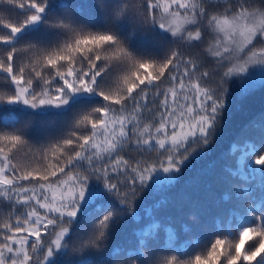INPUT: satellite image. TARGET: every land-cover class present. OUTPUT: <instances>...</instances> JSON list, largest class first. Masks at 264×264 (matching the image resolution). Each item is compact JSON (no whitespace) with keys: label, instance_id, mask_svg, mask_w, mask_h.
<instances>
[{"label":"snow or ice","instance_id":"6c2138e0","mask_svg":"<svg viewBox=\"0 0 264 264\" xmlns=\"http://www.w3.org/2000/svg\"><path fill=\"white\" fill-rule=\"evenodd\" d=\"M260 89L264 0H0V264H264V110L231 143L234 207L203 251L211 185L163 195ZM37 117L59 127L34 139Z\"/></svg>","mask_w":264,"mask_h":264},{"label":"trees","instance_id":"16d2710c","mask_svg":"<svg viewBox=\"0 0 264 264\" xmlns=\"http://www.w3.org/2000/svg\"><path fill=\"white\" fill-rule=\"evenodd\" d=\"M233 93L236 91V85L233 84ZM264 110V89L257 90L253 95L246 99L234 98L231 109L225 114L224 134L216 141L215 145L210 151V154L199 160H193L189 166L185 169L178 184L170 189L163 195L169 197H179L180 195L191 194L194 197L199 198L201 193H204L205 186L211 185V191L209 193L210 200L206 205V211L202 215V223H208L209 227L203 230V242L190 249L191 254H196L204 250V245L209 241H213L216 238L215 229L212 227L213 218L219 217L220 224L223 227V214H226L228 209L234 207L232 203H226L222 200L224 189L217 184L216 178L221 174L223 167L229 164V152L230 146L233 140L237 139L242 130L250 120L258 117V114ZM59 127V121L53 122L52 118H35V127L32 130V136L34 139H42L48 136L55 129ZM247 136L249 138L258 139L264 136V129L259 127L250 128L247 130ZM198 183H193L197 182ZM159 199V195L154 196L150 191L145 196V206H149L155 203ZM219 201V203H217ZM143 214V212L141 213ZM174 218V227L178 232V246L189 239L185 233L186 227H182L183 218H178L176 213H172ZM134 223L128 220L126 223L121 224L115 230L116 239H122L130 235ZM201 233L194 234L191 239H197ZM210 246V244H209ZM128 254H131L130 252ZM108 258V253H104L102 256L89 255L83 264H94L96 260H103ZM185 259L187 257H184ZM122 261V258H121ZM121 261H117L116 264H121Z\"/></svg>","mask_w":264,"mask_h":264}]
</instances>
